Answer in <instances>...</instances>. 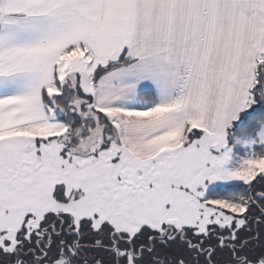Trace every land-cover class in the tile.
<instances>
[{"label":"snow or ice","instance_id":"6c2138e0","mask_svg":"<svg viewBox=\"0 0 264 264\" xmlns=\"http://www.w3.org/2000/svg\"><path fill=\"white\" fill-rule=\"evenodd\" d=\"M0 264H264V0H0Z\"/></svg>","mask_w":264,"mask_h":264}]
</instances>
